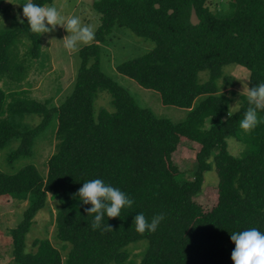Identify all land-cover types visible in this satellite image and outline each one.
Segmentation results:
<instances>
[{"label": "trees", "instance_id": "trees-1", "mask_svg": "<svg viewBox=\"0 0 264 264\" xmlns=\"http://www.w3.org/2000/svg\"><path fill=\"white\" fill-rule=\"evenodd\" d=\"M52 1L32 0L44 6ZM206 1L95 0L100 24L95 39L79 50V66L63 101L55 105L19 91L7 93L0 86V151L18 142L8 149L7 164L30 157L35 139L57 118L55 148L45 174L32 163L12 173L0 169V197L28 203L9 231L15 264H124L126 246L141 239L147 246L137 264H234L231 233L253 227L264 233V122L250 132L240 128L250 106L244 95L239 111L221 119L231 99L218 86L228 64L249 71L248 87L264 82V0H230L227 16L213 13ZM192 7L199 18L196 25L189 21ZM21 20L15 27L0 28V75L15 80L24 71L22 64L10 63L16 43L26 37L31 56L41 52V35L31 31L24 16ZM114 26L154 44L119 63L116 70L159 92L163 104L187 108L184 120L172 122L138 106L126 89L102 72L100 44ZM204 70L208 75L202 82L199 72ZM101 90L110 95L112 110L94 109ZM25 114L39 115L40 122L24 125ZM259 116L264 121V111ZM209 118L215 120L205 127ZM228 137L245 145L241 155L228 150ZM184 140L199 145L190 179L172 160ZM212 169L218 178L217 198L205 208L198 196L205 173ZM93 179H102L134 200L132 207L121 209L120 217L105 213L102 227L95 230V214L85 211L92 205L83 204L77 195L83 183ZM48 200L56 203L53 237L60 247L43 237L33 239L26 250L25 236ZM138 213L149 222L161 213L165 219L154 233L141 234L133 223ZM107 225L113 230H105Z\"/></svg>", "mask_w": 264, "mask_h": 264}, {"label": "rangeland", "instance_id": "rangeland-1", "mask_svg": "<svg viewBox=\"0 0 264 264\" xmlns=\"http://www.w3.org/2000/svg\"><path fill=\"white\" fill-rule=\"evenodd\" d=\"M94 1L53 0L49 6L55 5L65 17H79L82 24L91 25L96 31L100 24V15L93 8ZM27 2L28 0H0V28L15 27L23 16V5ZM206 5L213 13L220 16H227L232 11L230 0H207ZM40 35L41 52L36 58L27 51L29 41L26 37L16 43L12 50L13 55L10 63L11 65L22 64L24 66L23 77L15 80L8 75H0V86L7 93L19 91L29 98L32 97L39 101L49 99L51 104L57 105L71 91L80 62L79 50L84 44H80L76 50H67L64 47L63 38L69 33L59 26L51 33ZM153 45L152 41L135 35L130 29L114 26L106 37V41L100 44V69L126 89L138 106L149 108L158 117L168 118L172 122H180L186 117L187 108L163 104L159 92L140 86L135 80L116 70L119 63L144 54ZM207 75V70L199 72L200 80L205 81ZM248 80L249 71L245 67L237 64H228L223 67L218 86L220 93L230 97L229 105L234 106L238 102L241 106L243 95L241 96L240 93L244 86L248 87ZM201 98H197L195 103L197 104ZM110 101L111 97L108 92L101 90L94 101V109L96 106V109L105 107L112 110ZM227 113H224L221 119L225 118ZM214 120L213 118L207 119L205 127L211 125ZM39 122L40 116L37 114H25L22 118L24 125L32 127ZM56 125L57 118L54 117L46 130L35 139L30 157H19L14 162L7 164L5 155L9 148L17 146V141H13L7 150H1L0 169L6 173H12L24 164L32 163L42 174H45L47 159L55 148L54 129ZM227 143L228 150L233 155H241L245 148L242 142L233 137H228ZM198 149L199 145L196 142L184 140L172 154L173 162L177 164L180 171L185 172L189 179L192 178L191 171L194 169L193 163ZM204 176L203 193L198 196V201L208 208L216 202L215 187L218 178L214 169L206 172ZM27 204L26 199L17 200L10 196L0 197V264H15L11 254L12 243L9 231L21 220ZM56 208V203L48 200L47 205L37 212L25 236L26 250L32 248L33 239L43 237L49 238L55 247H60V242L53 237ZM146 246V239L129 243L125 248L129 255L124 264H137L141 260ZM65 251H62V255L65 254Z\"/></svg>", "mask_w": 264, "mask_h": 264}, {"label": "clouds", "instance_id": "clouds-1", "mask_svg": "<svg viewBox=\"0 0 264 264\" xmlns=\"http://www.w3.org/2000/svg\"><path fill=\"white\" fill-rule=\"evenodd\" d=\"M23 16L27 19L31 31L36 34L51 33L57 29V26L64 28L69 33L63 38L64 47L69 51L76 50L80 44L88 45L95 39V31L91 25L82 24L77 16L65 17L55 5L44 6L28 0L23 5ZM240 94L247 97L250 105L239 122L240 128L250 132L264 122L259 116V112L264 111V82L255 87L244 86ZM239 107L238 102L234 106L229 105L228 117L238 112ZM77 195L83 204L92 205L85 211L88 215L95 214L92 223L94 230L102 227L105 213L108 218L120 217L122 208L126 206L130 208L134 204V200L127 193L106 184L102 179L83 183ZM164 219V214L161 213L153 216L149 222L143 213H138L133 223L136 231L141 234L146 231L154 233ZM105 230L113 229L107 225ZM231 240L235 244L231 254L234 264H264V233L260 230L253 227L242 232L231 233Z\"/></svg>", "mask_w": 264, "mask_h": 264}, {"label": "water", "instance_id": "water-1", "mask_svg": "<svg viewBox=\"0 0 264 264\" xmlns=\"http://www.w3.org/2000/svg\"><path fill=\"white\" fill-rule=\"evenodd\" d=\"M156 7H159L158 4H156ZM169 12H171V10H169ZM189 21L192 25H196L199 23V18L196 14V11L194 9V7L191 8V11H190V16H189Z\"/></svg>", "mask_w": 264, "mask_h": 264}]
</instances>
